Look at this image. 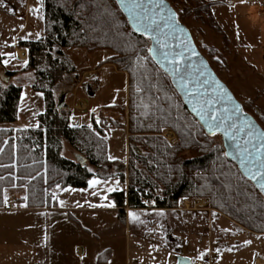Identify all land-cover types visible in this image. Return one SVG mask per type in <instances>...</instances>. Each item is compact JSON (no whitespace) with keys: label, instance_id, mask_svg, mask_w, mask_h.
Instances as JSON below:
<instances>
[{"label":"trees","instance_id":"16d2710c","mask_svg":"<svg viewBox=\"0 0 264 264\" xmlns=\"http://www.w3.org/2000/svg\"><path fill=\"white\" fill-rule=\"evenodd\" d=\"M167 1L226 83L221 75L231 70L227 56L237 55L213 15L220 1ZM39 13L43 36L16 43L26 51L21 71L34 73L32 88L43 98L36 126H13L22 87L5 83L16 72L6 71L0 79V210L7 208L6 192L11 189L22 192L17 201L26 209H50L57 206V191L83 189L92 178L118 176L105 173L112 162L106 139L109 130L120 124L92 116L90 125L72 126L69 107L59 106L54 96L60 82L69 76L78 78L66 49L103 50L111 52L103 63L113 64L127 77L126 106L104 107L120 110L127 119V176L120 175L126 188L109 194L119 219L124 222L126 207L166 210L185 200L205 199L209 208L245 229L264 233V199L226 158L220 137L207 135L189 113L169 78L152 61L148 39L130 29L114 0H40ZM204 29L219 46L196 41L195 35L205 37ZM2 61L0 55V68ZM263 96L264 89H258L255 97L236 98L264 130V108L256 105ZM165 131L174 133V143L163 135ZM64 143L81 159L64 157Z\"/></svg>","mask_w":264,"mask_h":264},{"label":"crops","instance_id":"0c3cea01","mask_svg":"<svg viewBox=\"0 0 264 264\" xmlns=\"http://www.w3.org/2000/svg\"><path fill=\"white\" fill-rule=\"evenodd\" d=\"M19 1H23L20 11L16 7ZM207 1H220L213 7L215 19L241 61L264 83V0ZM39 10L40 0H0V79L6 71L16 72L6 77L5 83L22 87L13 125L17 128L36 126L37 115L44 108L42 95L32 89L33 84H21L23 77L35 80V76L32 71L18 72L25 64L26 51L16 45L18 40L34 41L43 36ZM76 58L69 59L78 78L67 77L64 93L55 99L69 107L72 126L90 125L84 115L92 119L103 107L115 105L96 97L104 78L113 82L121 72L113 64L103 63L106 57L99 51H84ZM85 64L90 67L81 68ZM29 86L37 94V107L32 102L22 103L23 90ZM21 115L31 124L19 126ZM120 124L127 131L126 118ZM65 151L64 157L74 158L69 147ZM65 190L54 194L57 206L50 209H26L17 201L19 196L7 198L6 204L10 199L14 202L12 210H0L4 216L0 222V264H177V257L189 259L190 264H264V233L240 227L210 209L204 199L185 200L166 210L126 207L122 222L113 202ZM104 212L108 216L103 218L100 214ZM24 231L30 232L32 239H24Z\"/></svg>","mask_w":264,"mask_h":264},{"label":"water","instance_id":"95a60500","mask_svg":"<svg viewBox=\"0 0 264 264\" xmlns=\"http://www.w3.org/2000/svg\"><path fill=\"white\" fill-rule=\"evenodd\" d=\"M114 1L130 29L148 39L152 61L189 113L207 135L220 137L226 158L264 199V130L217 76L173 7L167 0ZM177 264L190 261L177 257Z\"/></svg>","mask_w":264,"mask_h":264},{"label":"rangeland","instance_id":"374dc122","mask_svg":"<svg viewBox=\"0 0 264 264\" xmlns=\"http://www.w3.org/2000/svg\"><path fill=\"white\" fill-rule=\"evenodd\" d=\"M18 11L22 10L23 8V1H19L16 5ZM188 26L192 28V30H195L196 25L192 21L187 22ZM205 30V37L202 38L198 35H195L196 41L200 44L202 41H205L207 44H215L216 46H219L220 42L213 39V36L211 35L210 31L207 29ZM216 41V42H215ZM231 49L233 53H236L234 50L233 45L231 44ZM85 50H78V49H66V55L68 58H71V60L77 59L76 57L80 58L81 53H83ZM98 51V50H97ZM96 51V52H97ZM87 52V51H86ZM99 52L102 53L103 57H109L111 55V52L100 50ZM237 55V53H236ZM105 58V59H106ZM229 59V64L231 65V70L227 73H223L221 77L226 81V85L231 90L233 95L235 97H248L252 98L255 97V92L258 89H264V83L261 80V77L259 74L251 67H249L244 61H241V58L237 55V58L232 59V57L227 56ZM104 59V60H105ZM78 60V59H77ZM103 60V61H104ZM76 67V66H75ZM90 66L88 65H82L81 68H88ZM77 69V68H76ZM117 69V68H116ZM18 72H22L19 70ZM121 72V75L117 77L116 80L113 82L106 81V78H104V83L101 84L98 93L97 98L100 99L103 102H106L105 104H115L118 105V107L126 106L124 103H127V77L125 72ZM26 74V73H25ZM35 80L30 79L29 76H25L21 79V84H30L32 85ZM67 79H64L62 82H60L57 85V88L54 90V96H58V94H63V83H65ZM32 83V84H31ZM33 89V88H32ZM34 90V89H33ZM35 91V90H34ZM37 94L33 93L30 86L25 87L23 90V97H22V103H30L32 102L37 107V103L39 100L35 98ZM79 103V101L77 102ZM256 105L264 108V96L256 101ZM113 106V105H110ZM106 107V106H105ZM104 108V107H103ZM101 109L97 116L105 118L106 120L110 121H116L120 124L122 120H125L126 116L123 115V113L118 109ZM24 116V117H23ZM21 115L19 117V126H23L26 124H31L28 119H26V115ZM89 114L84 115V120H88L87 124H91V119H89ZM127 120V119H126ZM26 122V124L24 123ZM121 125V124H120ZM119 127H113L109 130V134L107 136V154L109 160L112 161L108 168L106 169L105 173L107 174H118L115 178H109V179H99V178H92L89 183L88 187L86 189H79V190H72L70 188H67L66 193H70L73 191L77 192H84L86 194L91 195H97L101 199H103L104 202L108 201L111 203V199L109 198V194L114 191H120L125 190L126 188V180L120 178V175H124V177L127 176V170H126V161H127V150H128V133L127 131L123 130V126L121 125ZM164 136L169 137V142L174 143L176 140V137L172 131H165ZM174 139V140H172ZM68 147L66 143H64L62 154L66 153L65 149ZM75 154V153H74ZM186 155V154H185ZM74 159V158H73ZM88 169L93 171L94 168L91 166H88ZM126 179V178H125ZM109 193V194H108ZM22 192L18 191L17 189H11L6 192L7 198L10 196L13 197H20ZM205 200V199H204ZM192 201V200H191ZM194 201V200H193ZM211 209V208H210ZM12 210V209H10ZM213 210V209H212ZM215 211V210H213ZM217 213H220L218 211H215ZM224 215L223 213H220ZM103 218L107 217L108 215L106 212L103 214H100ZM227 217L226 215H224ZM22 218V217H21ZM229 218V217H227ZM4 216L3 214H0V222L3 221ZM230 219V218H229ZM231 220V219H230ZM35 221V219H34ZM232 221V220H231ZM234 222V221H232ZM236 223V222H234ZM237 224V223H236ZM239 225V224H237ZM242 227L241 225H239ZM244 228V227H242ZM245 229V228H244ZM247 230V229H246ZM249 231V230H248ZM251 232V231H250ZM2 234V233H1ZM24 239H32V234L30 232H23ZM36 235V233H35Z\"/></svg>","mask_w":264,"mask_h":264},{"label":"built area","instance_id":"2783aa9c","mask_svg":"<svg viewBox=\"0 0 264 264\" xmlns=\"http://www.w3.org/2000/svg\"><path fill=\"white\" fill-rule=\"evenodd\" d=\"M71 117V116H70ZM70 122H71V118H70ZM71 124V123H70ZM166 137V136H165ZM167 139L169 140V137L167 136ZM172 140H174V139H172ZM14 202V200L13 199H10V200H8V203H7V209H12V203Z\"/></svg>","mask_w":264,"mask_h":264},{"label":"snow or ice","instance_id":"6c2138e0","mask_svg":"<svg viewBox=\"0 0 264 264\" xmlns=\"http://www.w3.org/2000/svg\"><path fill=\"white\" fill-rule=\"evenodd\" d=\"M212 119H214V120H215V119H216V117H215V116H213V117H212ZM262 175H264V174H262Z\"/></svg>","mask_w":264,"mask_h":264}]
</instances>
